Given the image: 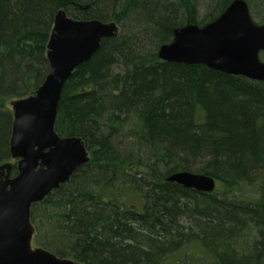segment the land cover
Listing matches in <instances>:
<instances>
[{
    "label": "trees",
    "instance_id": "trees-1",
    "mask_svg": "<svg viewBox=\"0 0 264 264\" xmlns=\"http://www.w3.org/2000/svg\"><path fill=\"white\" fill-rule=\"evenodd\" d=\"M232 1L0 0V164L10 103L50 71L57 11L120 26L63 87L55 130L80 136L91 157L32 205L35 245L85 264H264V82L158 55L176 27ZM247 1L264 17V0ZM178 171L218 187L166 180Z\"/></svg>",
    "mask_w": 264,
    "mask_h": 264
},
{
    "label": "water",
    "instance_id": "water-1",
    "mask_svg": "<svg viewBox=\"0 0 264 264\" xmlns=\"http://www.w3.org/2000/svg\"><path fill=\"white\" fill-rule=\"evenodd\" d=\"M117 34L115 21L76 19L63 8L57 11L47 47L50 71L34 94L13 102L10 153L18 161V174L0 178V264H85L34 247L35 227L30 215L34 203L90 160L80 136H61L55 130L58 106L63 87L76 68L91 59L102 40ZM261 51L264 24L254 21L247 0H233L202 26L176 28L173 40L161 45L158 55L168 62L203 64L264 81ZM167 180L197 191L215 188L214 178L204 173L178 171Z\"/></svg>",
    "mask_w": 264,
    "mask_h": 264
},
{
    "label": "flooded vegetation",
    "instance_id": "flooded-vegetation-1",
    "mask_svg": "<svg viewBox=\"0 0 264 264\" xmlns=\"http://www.w3.org/2000/svg\"><path fill=\"white\" fill-rule=\"evenodd\" d=\"M248 2V1H247ZM248 4H249V2H248ZM250 6V5H249ZM250 12H251V8H250ZM251 15H252V13H251ZM252 18H253V15H252ZM254 19V18H253ZM257 24H264V23H262V21H255ZM117 23V22H116ZM208 23V22H207ZM118 24V31H119V23H117ZM192 24H198V25H200V26H202L201 24H199V23H192ZM206 24V23H205ZM185 25H188V24H185ZM185 25H181V26H178V27H176V28H179V27H183V26H185ZM175 28V29H176ZM175 29H174V31H175ZM119 34V33H118ZM173 38H174V35H173ZM173 40V39H172ZM171 40V41H172ZM170 41V42H171ZM169 43V42H168ZM164 44H166V43H164ZM163 45V44H162ZM161 46V45H160ZM160 46H159V48H160ZM158 52H159V49H158ZM263 52L264 51H261L260 52V56L263 54ZM173 62V61H172ZM175 63H184V62H175ZM187 64V63H186ZM232 75H234V76H236L235 74H232ZM240 76H243V75H240ZM246 77V76H245ZM264 82V81H263ZM17 163H18V161L16 160L10 167L8 166V167H6V166H1L0 167V178L1 179H5L6 178V176L8 175L9 177H14V176H16L17 174H18V165H17ZM14 164H16V166H17V172H16V174L15 175H12L11 174V168H12V166L14 165ZM191 172H194V171H191ZM197 173V172H196ZM209 176H211V175H209ZM211 177H213V176H211ZM214 178V177H213ZM214 180H215V188H214V190L213 191H210V192H207V191H198V192H202V193H212V192H214L216 189H217V187H218V183H217V180L214 178ZM185 188H187V187H185ZM188 189H194V188H188ZM194 190H196V189H194ZM197 191V190H196ZM263 195H264V193H263ZM35 234V233H34Z\"/></svg>",
    "mask_w": 264,
    "mask_h": 264
},
{
    "label": "rangeland",
    "instance_id": "rangeland-1",
    "mask_svg": "<svg viewBox=\"0 0 264 264\" xmlns=\"http://www.w3.org/2000/svg\"><path fill=\"white\" fill-rule=\"evenodd\" d=\"M261 6V5H260ZM254 9H253V11L251 10V13H252V15H253V18H254V20L255 21H263L264 19V17L262 16V14H263V9H262V7L260 8V7H258L257 5L256 6H254L253 7ZM261 9V10H260ZM10 107L12 108V110H13V104H12V102L10 103ZM16 160H15V158H9V159H7V160H5V161H3L1 164H0V167L1 166H11L14 162H15ZM33 246L35 247V246H37V245H35L34 243H33ZM196 249V248H195ZM170 261V260H169Z\"/></svg>",
    "mask_w": 264,
    "mask_h": 264
},
{
    "label": "bare ground",
    "instance_id": "bare-ground-1",
    "mask_svg": "<svg viewBox=\"0 0 264 264\" xmlns=\"http://www.w3.org/2000/svg\"><path fill=\"white\" fill-rule=\"evenodd\" d=\"M170 175H171V174H170ZM168 176H169V175H168ZM168 176H167V177H168ZM167 177H166V180H167ZM168 181H169V180H168Z\"/></svg>",
    "mask_w": 264,
    "mask_h": 264
}]
</instances>
